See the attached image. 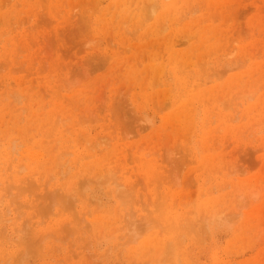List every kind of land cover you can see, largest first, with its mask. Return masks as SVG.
Instances as JSON below:
<instances>
[{"label":"rangeland","instance_id":"obj_1","mask_svg":"<svg viewBox=\"0 0 264 264\" xmlns=\"http://www.w3.org/2000/svg\"><path fill=\"white\" fill-rule=\"evenodd\" d=\"M0 264H264V0H0Z\"/></svg>","mask_w":264,"mask_h":264},{"label":"bare ground","instance_id":"obj_2","mask_svg":"<svg viewBox=\"0 0 264 264\" xmlns=\"http://www.w3.org/2000/svg\"><path fill=\"white\" fill-rule=\"evenodd\" d=\"M167 12V11H166ZM123 13V12H122ZM32 116V115H31ZM33 117H34V115H33ZM41 118V117H40ZM35 119V118H34ZM37 119H38V117H37ZM43 120V119H42ZM35 121V120H34ZM36 125H38V124H36Z\"/></svg>","mask_w":264,"mask_h":264}]
</instances>
